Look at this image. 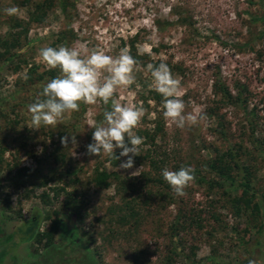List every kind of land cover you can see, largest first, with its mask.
I'll return each mask as SVG.
<instances>
[{"label": "rangeland", "instance_id": "1", "mask_svg": "<svg viewBox=\"0 0 264 264\" xmlns=\"http://www.w3.org/2000/svg\"><path fill=\"white\" fill-rule=\"evenodd\" d=\"M23 1L0 0V37L14 40L9 52L0 47V264H165L168 256V264H264V200L262 218L256 219L250 213L236 216L231 198L195 180L178 196L151 170L145 154L156 149L152 155L161 159L164 153L169 170H179L183 163L203 170L218 148L241 146L262 201L264 0H71L68 19L54 2L42 22L31 20L41 0ZM13 6L18 12L6 14ZM48 46L74 47L82 56L99 49L113 57L128 48L137 60L135 83L119 88L112 99L143 106L135 133L152 130L157 119L163 129L154 140L156 147L142 136L140 160L134 157L133 168L119 169L121 161L112 165L103 153L85 155L94 131L89 125L105 105L99 99L80 102L79 111L66 112L56 126L29 127L28 105L50 80L45 73L37 79L51 70L39 55ZM161 60L181 81L184 114L203 117L196 125L178 128L163 116V97L160 102L152 97L156 91L147 65ZM32 66L35 72L29 71ZM220 82L234 96L240 94V100L216 94L214 86ZM105 106L111 107V100ZM219 123L226 135L219 132ZM65 135L76 136L77 144L64 147L60 138ZM96 168L136 178V191L124 198L136 199L140 215L129 218L120 209L123 193H116L115 181L106 188L93 183ZM69 171H76L74 181ZM149 177L157 181L147 182ZM60 187L64 189L56 192ZM237 194L240 190L230 196ZM111 206L117 211L111 212ZM33 216L39 217L41 232L57 216L63 219L49 248L44 240L29 241L23 224ZM174 249L178 253L172 254Z\"/></svg>", "mask_w": 264, "mask_h": 264}, {"label": "clouds", "instance_id": "2", "mask_svg": "<svg viewBox=\"0 0 264 264\" xmlns=\"http://www.w3.org/2000/svg\"><path fill=\"white\" fill-rule=\"evenodd\" d=\"M6 14L14 15L18 8L5 9ZM39 55L50 68L60 70V75L49 80L39 93L35 102L28 105L31 113L30 128L40 129L41 125L56 126L66 112L79 111L80 102L95 104L101 100L110 110H105L103 120L89 125L93 128L92 142L86 145L88 156H105L120 160L119 169H131L134 157L140 155V145L144 138L134 129L144 115L143 106L122 104L112 99L117 90L135 83L134 70L137 60L128 48L120 50L117 57L110 56L99 49L91 50L86 56L74 47H44ZM148 71L154 79V90L163 97V116L178 128L186 123L196 125L203 117L200 114L185 115V102L182 99L181 81L175 78L169 65L161 60L158 65L149 63ZM106 73V74H105ZM121 99H123L121 97ZM127 138V139H126ZM66 147L77 144L76 136L65 135L60 138ZM116 149H120L116 155ZM126 157V160H121ZM194 168L181 166L179 170L162 169V177L178 196L185 194V189L194 180ZM249 264H258L249 260Z\"/></svg>", "mask_w": 264, "mask_h": 264}, {"label": "trees", "instance_id": "3", "mask_svg": "<svg viewBox=\"0 0 264 264\" xmlns=\"http://www.w3.org/2000/svg\"><path fill=\"white\" fill-rule=\"evenodd\" d=\"M30 0H24L23 3L27 4L29 3ZM54 2H57L60 10L62 11L64 17L68 19L70 17V9L71 7H74V4L71 3V0H41L40 2L36 3L35 5V11L31 13V20L35 22H42L44 20V16L46 14V10H48ZM20 22H17L16 25L20 26ZM25 33L27 32V28H25ZM64 35L63 32L59 34V41H61L62 36ZM14 40L13 37H0V47L3 48V53H7L10 51L11 45H14ZM29 71H36V67L32 66ZM49 76L50 80L56 77V70L51 69L48 70L47 72L39 73L37 75L38 80H42L45 77V74ZM29 80L31 79L30 73L28 74ZM215 87V93L220 94L222 99L226 101H233L235 98L239 99L241 98L240 94L236 97L231 92L229 89L222 83L220 84L216 83ZM152 97L154 100L157 102H160L162 96L161 94L152 91ZM110 106H103L102 111L98 114L97 121L96 123H99L103 120V113L105 110H110ZM212 114V113H211ZM220 128L219 132L221 135H226L224 131V125L223 123H219ZM163 126L160 120L155 121V126L152 130H136V134L139 136H143L145 138H148L151 143H154V140L156 136L162 132ZM127 139V138H126ZM156 143L153 144L155 146ZM156 147V146H155ZM240 148H236L234 150L233 147H227L224 150H220L219 148L217 149V152L215 154V157L210 159L209 161L204 162L205 167L202 170V168L199 165H195L194 167V180L198 184H207L209 188H214L219 189L222 192V197L223 198H231L229 202H231L230 207L236 216H242L244 213L248 214L250 213V216L254 215L256 219H261L262 214H263V209H262V202L264 200V193L262 194V201L260 198L258 199V188H255L254 185L252 184L253 181V175L254 173L251 170V167L249 164H246V159L243 156V149L241 146ZM120 149H116V155H119ZM158 151V150H157ZM156 152V149H149L147 150L146 157H148V164L149 167L151 168L152 171L159 173V177H162V169L164 168V163L166 161L165 154H162L161 159L158 156L152 155V153ZM144 154V155H145ZM245 154V153H244ZM1 157L2 155L0 154V162H1ZM165 157V158H164ZM137 160H140L138 156L135 157ZM122 160V157H121ZM109 161L111 162L112 165H118L120 160H116L114 158L109 157ZM181 166H189L187 163H183L179 165ZM205 172V174H204ZM69 173L73 175L71 178V181H74L73 179L76 176V171H69ZM143 177L147 176L148 179V173L143 172L142 173ZM162 179V178H161ZM93 183L99 187V188H106L110 187L113 184V181L116 182L115 184V189L116 193H123L122 194V207L120 209H126L127 210V215L128 217H135L140 215L141 213V208L138 203H136V199L134 198H124L127 194L132 193L136 191V185H137V180L135 177H121L120 174L117 172H109L105 169H95V174L93 176ZM147 182L149 181H157V178L151 179L149 177V180H146ZM64 188H56V192H59ZM239 191L240 194L235 195V196H230L232 191ZM168 195V194H167ZM147 196V194H146ZM43 197H46V194H43ZM168 198V196H166ZM228 200V199H227ZM9 204V201L6 200ZM68 204L69 202H65ZM264 206V202H263ZM117 209L116 206H111L110 211L114 212ZM117 211V210H116ZM78 214L79 212L76 211ZM181 216L180 213H177L176 219L178 220L179 217ZM38 217V216H37ZM48 217V216H46ZM199 221V220H198ZM197 221V222H198ZM32 222V227L31 229V237H29L30 240H36L39 243L44 240V247L49 248L54 244V234L58 232L62 227H64V222L63 219L60 216H57L53 221H51L49 230L46 232H41L40 231V219L39 217L36 220H31ZM199 223V222H198ZM34 226V228H33ZM178 226V224L176 225ZM34 229V231H33ZM262 230H260L261 232ZM245 233V232H244ZM88 236V243L93 241L92 235L90 233H86ZM240 238V237H239ZM240 239H243L241 237ZM178 253L176 249L172 250V254ZM168 264L171 262V257L168 256L166 259Z\"/></svg>", "mask_w": 264, "mask_h": 264}, {"label": "flooded vegetation", "instance_id": "4", "mask_svg": "<svg viewBox=\"0 0 264 264\" xmlns=\"http://www.w3.org/2000/svg\"><path fill=\"white\" fill-rule=\"evenodd\" d=\"M38 217L37 216H33V217H31V219L30 220H28V221H26V222H24L25 224H23V225H26L27 226V232L26 233H28L29 235L31 234V229H29L30 227H32V222H31V220H36ZM33 228H34V226H33ZM19 230L20 231H17L18 232V236L20 237L21 235L20 234H22L23 233V228H19ZM33 231H34V229H33ZM17 232L15 231V232H12L11 234H9V237L11 236V235H14V233H16L17 234ZM1 243V242H0ZM2 244V243H1ZM0 244V249L2 248V245Z\"/></svg>", "mask_w": 264, "mask_h": 264}]
</instances>
